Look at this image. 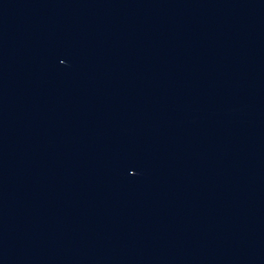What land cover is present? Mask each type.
Wrapping results in <instances>:
<instances>
[{
	"label": "water",
	"instance_id": "obj_1",
	"mask_svg": "<svg viewBox=\"0 0 264 264\" xmlns=\"http://www.w3.org/2000/svg\"><path fill=\"white\" fill-rule=\"evenodd\" d=\"M0 264H264V0H0Z\"/></svg>",
	"mask_w": 264,
	"mask_h": 264
}]
</instances>
